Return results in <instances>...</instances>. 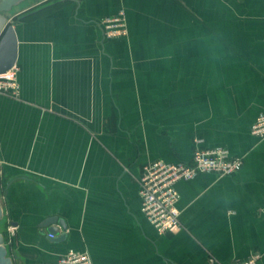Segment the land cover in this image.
<instances>
[{
  "label": "crops",
  "instance_id": "0c3cea01",
  "mask_svg": "<svg viewBox=\"0 0 264 264\" xmlns=\"http://www.w3.org/2000/svg\"><path fill=\"white\" fill-rule=\"evenodd\" d=\"M124 15L126 35L101 21ZM16 98L0 95V204L14 264H264V0H32L12 11ZM239 171L179 181L182 227L140 210L143 166L193 141ZM57 217L66 237L40 224Z\"/></svg>",
  "mask_w": 264,
  "mask_h": 264
},
{
  "label": "built area",
  "instance_id": "2783aa9c",
  "mask_svg": "<svg viewBox=\"0 0 264 264\" xmlns=\"http://www.w3.org/2000/svg\"><path fill=\"white\" fill-rule=\"evenodd\" d=\"M101 25L105 39L118 38L127 33L121 11L117 15L104 18ZM16 72L17 69L13 65L8 71L0 74V95L12 98L18 96ZM250 133L255 137L264 138V113L256 117L250 127ZM193 145L189 163L153 161L143 166L138 178L140 210L160 235L174 233L182 227L179 220L180 212L177 208L179 194L176 183L193 180L200 174L230 176L239 171L243 164L241 157L232 156L223 147L207 148L202 146L198 139H194ZM14 230L15 228L9 225V235H13ZM48 237L52 238L51 235ZM259 258L260 255L254 253L248 259L234 264H256ZM58 264H92V262L86 253L70 251L59 259Z\"/></svg>",
  "mask_w": 264,
  "mask_h": 264
},
{
  "label": "water",
  "instance_id": "95a60500",
  "mask_svg": "<svg viewBox=\"0 0 264 264\" xmlns=\"http://www.w3.org/2000/svg\"><path fill=\"white\" fill-rule=\"evenodd\" d=\"M28 0H0V74L8 71L15 64L17 41L11 25V14L14 9ZM3 219V208L0 204V223ZM14 227V224H10ZM40 227L46 228L51 242H60L66 237V223L57 217L45 219ZM0 264H14L13 253L4 232H0Z\"/></svg>",
  "mask_w": 264,
  "mask_h": 264
},
{
  "label": "rangeland",
  "instance_id": "374dc122",
  "mask_svg": "<svg viewBox=\"0 0 264 264\" xmlns=\"http://www.w3.org/2000/svg\"><path fill=\"white\" fill-rule=\"evenodd\" d=\"M0 197H1V193H0ZM8 229H9V224L7 223L6 218L3 216L2 222L0 223V232H4L7 238L9 239L10 233Z\"/></svg>",
  "mask_w": 264,
  "mask_h": 264
},
{
  "label": "flooded vegetation",
  "instance_id": "af4514ba",
  "mask_svg": "<svg viewBox=\"0 0 264 264\" xmlns=\"http://www.w3.org/2000/svg\"><path fill=\"white\" fill-rule=\"evenodd\" d=\"M29 1H32V0H28V1H26V2H29Z\"/></svg>",
  "mask_w": 264,
  "mask_h": 264
}]
</instances>
